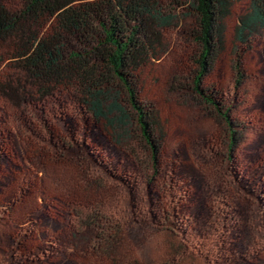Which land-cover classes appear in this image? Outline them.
Here are the masks:
<instances>
[{"label": "trees", "instance_id": "1", "mask_svg": "<svg viewBox=\"0 0 264 264\" xmlns=\"http://www.w3.org/2000/svg\"><path fill=\"white\" fill-rule=\"evenodd\" d=\"M7 1L0 0V98L16 111L33 167L68 164L79 177L76 190L56 196V190H42L35 175L24 173L0 144V160L6 156L3 158L17 170L14 181L6 182L0 168V223L15 203L23 205L26 198L34 197L37 205L14 220L35 228L42 209L58 205L64 217L94 230L90 248L97 264H193L186 245L178 242L184 227L179 224L180 211L174 207L162 222V247L149 262L136 251L122 252L119 223L100 216L89 204L99 185L86 167L108 171V163L101 157L103 141L108 140L125 149L133 161L138 158L136 162L143 168L133 149L135 137L141 140L154 170L158 167L170 133L160 108L144 97V86L164 50L163 28L181 16L196 18V28L185 32L199 47L194 56L198 68L190 73L188 85L177 84L221 116L224 143L232 152L249 125L231 117L237 96L221 101L215 84L204 83L227 51L228 23L235 5L240 1L247 5L238 19L236 41L249 43L251 37L264 34V0H17L20 5L15 8ZM235 66L241 82L246 71L240 63ZM67 102L83 120L78 133L58 110L53 112L57 124L47 115L49 105L53 110L55 104ZM93 128L100 132L91 133ZM173 157L176 164V154ZM165 183L170 204L181 202L173 177L167 176ZM9 236L12 255L39 252L38 243L28 235L12 230ZM10 260L14 261L13 256Z\"/></svg>", "mask_w": 264, "mask_h": 264}, {"label": "rangeland", "instance_id": "2", "mask_svg": "<svg viewBox=\"0 0 264 264\" xmlns=\"http://www.w3.org/2000/svg\"><path fill=\"white\" fill-rule=\"evenodd\" d=\"M6 4L15 8L20 2L10 0ZM246 6L244 1L235 5L228 23L227 51L204 83L215 84L221 101L237 96L231 117L247 122L249 128L233 151L229 152L224 143L221 116L177 84L179 81L188 85L190 73L198 68L194 56L199 47L185 32L196 28V18L181 16L163 28L164 50L144 86V97L160 108L170 133L158 167H152L139 137H135L133 149L144 163L143 168L138 158L133 161L125 149L108 140L103 141L101 156L108 163V171L100 166L86 167L99 185L98 194L89 204L100 216L119 223L122 252L136 251L149 262L162 247V222L174 207L180 211L179 224L184 227L178 242L186 245L193 264H264V34L251 37L249 43L236 41L238 19ZM236 63L246 71L241 82ZM57 110L71 120L78 133L83 120L77 108L71 102L55 104L53 110L49 105L47 115L54 124L57 119L53 112ZM91 131L100 132L94 128ZM0 135H5L0 136V144L8 149L9 159L18 162L24 173L34 174L42 190H56V196L76 190L79 174L72 165L50 162L46 167H33L27 159L16 111L4 98H0ZM172 154H176V164ZM3 157L0 168L6 182H12L17 170ZM167 176L173 177V187L177 184L181 202L170 204L165 196ZM34 200L28 197L23 205L15 203L18 209L2 216L0 264H97L90 248L94 230L64 217L58 205L43 208L35 228L14 220L37 205ZM12 230L33 238L39 252L12 255L8 248ZM12 256L14 261L10 260Z\"/></svg>", "mask_w": 264, "mask_h": 264}]
</instances>
